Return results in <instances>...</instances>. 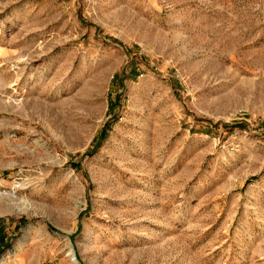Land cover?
Here are the masks:
<instances>
[{
    "label": "rangeland",
    "instance_id": "374dc122",
    "mask_svg": "<svg viewBox=\"0 0 264 264\" xmlns=\"http://www.w3.org/2000/svg\"><path fill=\"white\" fill-rule=\"evenodd\" d=\"M0 264H264V0H0Z\"/></svg>",
    "mask_w": 264,
    "mask_h": 264
},
{
    "label": "bare ground",
    "instance_id": "6f19581e",
    "mask_svg": "<svg viewBox=\"0 0 264 264\" xmlns=\"http://www.w3.org/2000/svg\"><path fill=\"white\" fill-rule=\"evenodd\" d=\"M68 255L70 256V259L72 261L76 262V259H75L74 255H73L72 251L70 250V248H69V251H68Z\"/></svg>",
    "mask_w": 264,
    "mask_h": 264
}]
</instances>
